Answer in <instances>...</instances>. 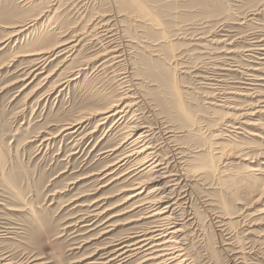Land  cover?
Masks as SVG:
<instances>
[{"label": "rangeland", "instance_id": "obj_1", "mask_svg": "<svg viewBox=\"0 0 264 264\" xmlns=\"http://www.w3.org/2000/svg\"><path fill=\"white\" fill-rule=\"evenodd\" d=\"M146 2L164 23L165 35L124 18L122 6H113L110 13L108 0H0V257L9 255L12 263L22 264H87L90 249L131 231L127 222L142 218L143 211L133 209L138 205L122 203L130 193L122 190L132 183L131 175L123 180L125 169L101 181V176H90L107 166L110 172L109 166L128 151L123 141L126 125L134 121L130 114L105 122L90 118L76 133L62 131L64 124L88 118L85 111L93 106L103 108L109 98L132 92L124 80L121 86L118 79L111 81L108 65L104 69L103 60L94 59L108 41L100 29H93L101 15L109 28H120L125 41L146 43L144 50L127 48V69L119 65L112 70L131 71L137 79L144 100L135 101L132 110L136 121L151 126L149 141L168 162L166 175L180 168L191 171L184 180L177 178L173 190L164 180L175 201L172 216L181 226L188 262L264 264V0ZM34 16L39 19L29 32L9 38L8 27ZM59 35L74 43L71 52L27 76L34 68L32 58L20 56L50 47ZM112 43L117 49L118 42ZM70 78L75 80L64 84ZM159 127L162 134L166 128L174 131L167 143ZM169 146L176 150L179 165ZM113 147V154H102ZM216 147L226 151L216 163L217 172L199 174L197 169L213 158ZM254 169L262 171L260 181L242 179ZM101 185L106 187L94 193ZM85 194L90 196L80 197ZM102 195L108 200L98 210L109 211L89 227L96 220L88 217L86 205ZM106 219L117 226L103 239L83 244L96 237L99 229L91 230ZM135 222L140 226L148 221Z\"/></svg>", "mask_w": 264, "mask_h": 264}, {"label": "bare ground", "instance_id": "obj_2", "mask_svg": "<svg viewBox=\"0 0 264 264\" xmlns=\"http://www.w3.org/2000/svg\"><path fill=\"white\" fill-rule=\"evenodd\" d=\"M108 1H109L110 6H111V12L110 13H112V11H114L113 6L117 5V6H119V8H121V6H122V7H124V9L121 11L122 12L121 14L124 15V18L131 19V20L138 22V23L147 24L156 32L163 34V35L166 34V30H164V27H163L164 23L162 24L159 21V19L157 18V16L154 13L155 12L154 9L152 7H150L149 4H147L146 0H108ZM40 14L41 13H39V15ZM36 18H38V17H35L34 19L32 18L31 20H24V22H19L18 25L13 26L11 28L8 27L7 29H12V35L9 36V38L17 36L20 33L23 34L24 32L28 31L29 29H32L31 27L36 24L35 23L37 20ZM102 18L103 17L101 15L97 16V19H95V20L98 21L97 23L99 26H96L95 28L93 27V29L95 31V29L97 30V28H98L103 32L102 36H103V38L108 40L107 41L108 47L104 46V47H102L101 51L95 53V55L93 54L94 59L97 58L100 61L103 60V62H102L103 68H104V66L108 65V70H111L110 71L111 73L109 76L111 81H116L118 79L119 86H121L120 84L122 82L120 83V81L124 80L125 83L129 84L128 87L131 89L130 91H132V92H131V94L123 93L121 95L119 94L120 95L119 97L109 98L108 102L105 104V107L103 106V108L93 106V108H91L89 112L86 113V111H85V114H87L88 118L85 117V119H83V120L82 119L78 120V121L75 120L71 123L64 124L62 127V131L64 132V131H68V130L71 131L72 130L71 133H76L77 130H79L81 128V125L83 124L84 121H86V119L99 118V121L105 122L107 120L109 121V119H112L114 116L125 117L126 115L130 114L131 120H134V121L130 123L131 125L130 124L126 125L127 134L125 135L124 141H123L124 144H127L126 146H128V151L127 152L124 151L125 154L122 156H119L118 160H116L114 164L112 163V166H109V167H111V168H109L110 172H107L108 171V166H107L103 170H100L97 173H93L90 176L91 177L95 176L96 178L101 176V178L97 180V181H101V180L107 179L108 176L112 175L113 171L117 170L118 168H123L122 171H124V169H125V171H126L125 174H122L124 172L121 173L122 176L125 175V177L123 176V180H126L127 177L131 175V178H132L131 182L132 183L129 185V189H126V190L123 189L122 190V192L130 191V193L123 199L122 203L130 202V205L128 206L129 208L134 207L135 205H138V206H135L133 209L139 208V210H142L143 212H141V216H138V217H142V218H139V219L137 218V219L138 220H140V219L144 220L145 219L148 222L139 226L138 223L135 222V221H138L137 219L136 220H130L127 223H130V224L132 223L133 226L131 227L132 228L131 231L128 230L129 232H126L124 235L114 236V237L109 238V239L106 238V239H104V241L101 240L102 244L99 246L95 245L96 247H94L93 249H90L93 251L91 252V254L88 257H86L84 259L91 260V261L87 262V264H127L129 261H131L133 259H136V261H137L135 264H191L188 262L187 255L184 252L183 238L181 236L182 230L180 229L181 226H179V224L177 223V219L175 218L176 215L172 216L174 208L176 207L175 201H173L172 197L170 198V195H171L170 193H168V192L166 193V191L168 189L166 187V182H164L165 179H168V182L172 184L170 186H171V189L173 190L175 188L174 186L177 185L176 184L177 178L180 177L184 180L191 173V171H188L187 169H184V168H180V169H177V173H175L174 175H171L170 173H169L170 175H166L167 172L165 171L166 170L165 165H167L168 162L164 163L163 160L158 157L159 154L157 153L158 156L156 155L155 147L152 146V144L149 141V136L151 135L150 134L151 131H150L149 127H151V126H149V127L143 126L142 124L139 123L140 121H136V119L138 117L135 114V111L132 110L134 105H135V101H137V102L142 101V103H143V100H144V97L140 94V92H138L137 79H135L133 77V74L131 71L124 70L123 72L121 71L119 73H116L114 70H112L114 67H116V66L118 67L119 65L122 66V69L127 67L126 65H128V58H129V55L127 53V48L130 45H135L136 47L144 50L146 43L141 41L139 38H137L136 39L137 41H135V42L125 41L121 36V32L119 30L120 28H118V29L115 28L116 30L114 29L115 30L114 31L112 28H109L108 22L107 21L104 22L102 20ZM114 18L116 19V16ZM44 26L47 27L46 24ZM48 30H49V28H48ZM107 34H108V37H107ZM135 34H136V32H135ZM95 35L97 36L98 39H100V41H102V37L99 34L95 33ZM75 37H76V35H75ZM61 38H62V36L59 35L56 38L55 42L53 44H50V47H42V48H37V49L34 48V50H31V51L28 50V52H26V53L24 52L25 54L24 53L22 54L23 56H20V57L32 58L31 64L34 68L30 70V72L27 74V76L28 75H34L35 71H37L38 69H44L43 66L50 63V61H53L54 59H57L63 55H66L67 53L71 52L72 48H74V45H73L74 43L72 44L71 41H63ZM81 38H84V37H81ZM7 39H8V37H7ZM112 40H113V43L116 41L118 42V45L115 44L118 46V48H119V49L117 48L118 50L116 49V47H114V45L111 46ZM165 40H167V38H165L164 41ZM1 43H3V42H1ZM143 43H144V46H140V44H143ZM77 45H78V43H77ZM100 45H101V43H100ZM73 51H74V49H73ZM152 57H158V55L154 54ZM88 59L90 60V58H88ZM166 59H168V58H166ZM90 61H88V62H90ZM92 61H93V59H92ZM83 62H85V61H83ZM85 63L88 64L87 62H85ZM83 65H85V64L83 63ZM176 65L177 64H175L174 68H177ZM78 66H80V65H78ZM104 69H106V68H104ZM100 70H101V68H100ZM76 71H78V69ZM76 74L78 75L79 71L77 73H75V75ZM154 77H155L154 79H156V80L160 79V74H155ZM73 80H75V78L67 79L64 82V84L68 85L70 83V81H73ZM118 82H115V83L117 84ZM157 84L159 85V83H157ZM123 85H124V83H123ZM58 86H59V84H58ZM58 86H56V87H58ZM176 91H177V89H176ZM125 92H126V90H125ZM177 93H178V91H177ZM176 97H178V96H176ZM181 99H179L180 103H181ZM182 108H183V104H182ZM262 108H264V106H262ZM250 109L253 110V108H250ZM253 114H254V111H253ZM183 116H186V115H183ZM100 124H102V123H100ZM113 126H114V124H113ZM228 127H229V125H228ZM232 128H235V127H232ZM168 129L169 128L165 129V130H167V132L164 134H162L163 129H161L160 127L158 129V132L160 133V135L162 134L161 136L166 143H167L168 139L173 137L172 136L173 134H170V133H174V131L168 130ZM162 143H163V141H162ZM119 144H120V141H119ZM117 145H118V143H117ZM121 145L122 144H120V146ZM124 149H122V150H124ZM169 149L172 153V157L174 159L175 164L179 165V164H177L178 162H176L177 161L176 150L174 148L172 149L171 146H169ZM116 151H117V149L110 148V150L105 151L102 154H106L105 156H108V152L113 154ZM225 152L226 151L224 148L220 149L219 151H218L217 147L214 148L213 149V156H212L213 158H210V161L204 167L197 169L199 174H201L203 176L215 174L217 172L216 163L218 160H220L221 158L224 157ZM121 154H123V153H121ZM106 158H108V157H106ZM218 173H219V171H218ZM222 173H224V171L220 172V174H222ZM220 174H217V175H220ZM259 175H263L262 171L259 169L248 170L242 174V179L245 181L247 180L248 182H250L251 180L260 181V177H257ZM119 176L120 175H118V178H114L113 180H111V182L115 181L116 179H120ZM171 176H174L175 178L170 179ZM128 179H130V178H128ZM146 185H152L151 188L149 189V191H147V192L144 191V188L146 187ZM167 185H169V184H167ZM104 187H106V186L101 185V187L95 189L94 193L98 192L100 189L102 190V188H104ZM165 187H166V189H165ZM120 192H121V190H120ZM18 196H19V193H18ZM85 196H90V195L85 194V195H81L80 197H85ZM102 196H104V195H102ZM105 200H108V196L93 199L92 201H90V203L88 205H86L88 207V209H90V211H89L90 214L88 213V217L90 219L96 220L93 224L90 223L91 225L89 227L93 226L98 220H100V218L103 215L107 214V212L109 211V208H106L103 211L98 210L99 204ZM80 207H84V206H80ZM116 216H118V215H114L108 219H113V217H116ZM78 219L80 220L79 222H81V221L83 222V219H80V218H78ZM108 219H106L100 225L96 226V228L91 230V231H94V230L99 229L98 232H96L97 235L95 238L92 237L91 239H89L91 236H93V235H91L89 238H86V240H84L82 243L87 244V243H90L89 241H93V242L99 241L100 239H103L104 237H106L108 235V233L111 232V229H113L117 226V224L109 223ZM94 257H97V258L94 259ZM0 260H2L5 264H22V262L21 263H12L11 262L12 259L9 257V255L8 256H1ZM31 261H32V259H31ZM34 261H36V260H33L32 263ZM29 263H31V262H29ZM33 264H36V263H33Z\"/></svg>", "mask_w": 264, "mask_h": 264}]
</instances>
